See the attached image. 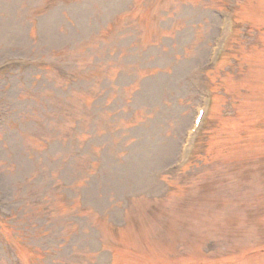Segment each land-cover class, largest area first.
Masks as SVG:
<instances>
[{"label": "rangeland", "instance_id": "1", "mask_svg": "<svg viewBox=\"0 0 264 264\" xmlns=\"http://www.w3.org/2000/svg\"><path fill=\"white\" fill-rule=\"evenodd\" d=\"M263 153L264 0H0V264H264Z\"/></svg>", "mask_w": 264, "mask_h": 264}]
</instances>
